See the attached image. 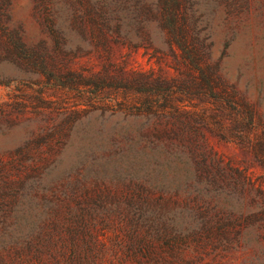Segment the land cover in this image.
Segmentation results:
<instances>
[{
    "label": "rangeland",
    "instance_id": "obj_1",
    "mask_svg": "<svg viewBox=\"0 0 264 264\" xmlns=\"http://www.w3.org/2000/svg\"><path fill=\"white\" fill-rule=\"evenodd\" d=\"M39 1L0 0V23L14 29L21 26L26 44L45 51L48 63L61 73L70 67L85 78L66 75L70 86L53 89L39 75L0 56V77L11 80L8 86L0 84V168L4 170L0 173V261L9 262L12 245L22 243L29 234L50 229L54 214L65 216L69 208L74 212L76 202L82 200V186L97 184L119 191L129 181L140 179L148 188L181 184L184 169L192 170L193 164L180 141L193 132L184 128L180 134L178 121L194 126L203 109L210 113V105L189 86L172 92L173 103L190 112L187 119L177 120L168 113L161 118L152 113L147 119L134 118L120 107L125 100L128 107L140 102L131 93L124 98L122 88L135 71L149 73L148 95L157 103L162 102L164 84H155L154 77L189 83L183 64L168 54L155 23L144 16L143 4L148 0H94L101 14L92 21L75 18L56 0L49 22L42 18ZM193 1L206 12L211 5L208 0ZM209 24L210 60L219 61L223 77L253 104L264 125V28L240 33L222 48L227 35L215 26V19ZM145 32L150 35V46L129 48ZM4 34L0 29V36ZM7 49L0 43L1 54ZM202 131L208 145L225 159L244 168L256 182L263 179L250 154ZM139 132L147 133L145 139H139ZM261 185L264 191V181ZM173 208L178 225H192L189 214L180 207L169 210ZM257 240L254 234L244 235L241 244L249 250L227 253L222 263L264 264V236ZM177 257L163 248H142L139 260L121 254L113 263L180 264ZM191 257L184 253L185 259Z\"/></svg>",
    "mask_w": 264,
    "mask_h": 264
},
{
    "label": "trees",
    "instance_id": "obj_2",
    "mask_svg": "<svg viewBox=\"0 0 264 264\" xmlns=\"http://www.w3.org/2000/svg\"><path fill=\"white\" fill-rule=\"evenodd\" d=\"M55 1H39L43 6L42 18L48 22ZM57 1L80 20L87 17L92 21L101 14L94 0ZM208 1L211 5L207 12L199 9L193 0H155L153 4L148 0L143 4L144 16L155 23L168 54L183 64L189 83L152 77L158 86L164 84L162 102L157 103L148 95L152 81L149 73L135 71L131 73V81H126L122 88L124 98L131 93L139 96L140 102L131 107L128 100L120 103L134 118L147 119L148 113L161 118L168 113L177 120L179 117L187 119L190 112L173 103L172 92L174 88L194 87L199 98L210 105V113L206 114L203 109L194 126L178 121L180 126L177 127L180 134L184 128L193 132V136L180 141L193 169H184L181 184L174 186L148 188L141 179L129 181L119 191L97 184L82 186V200L76 202L74 212L69 208L65 216L54 214L50 229H44V234L31 233L22 243L12 245L11 260H1L0 264H114V259H119L121 254L139 260L142 248L158 247L174 251L180 264H223L222 258L227 253L249 250L245 243L241 244L244 235L254 234L256 240L264 236L261 185L264 181V125L259 122L253 104L223 77L219 61L210 60L211 40L206 30L215 19V26L227 35L224 48L227 41L240 33L264 28V0ZM0 29L6 35L0 36V43L8 48L0 56L25 72L39 75L49 87H69V81L64 79L66 75L85 78L83 73L70 67L61 73L48 63L45 51L26 44L21 26L14 29L0 23ZM98 31L107 38L103 28ZM150 40L145 32L129 48L149 47ZM1 78L0 84L8 86L11 80ZM203 129L225 144L250 154L260 166L263 179L256 182L244 168L208 145ZM138 135L142 140L147 133ZM3 171L1 167L0 173ZM154 192L157 195L152 198ZM172 206L189 214L192 225H178L173 218L174 208L169 210ZM185 252L192 257L185 259ZM107 255L110 260L106 259Z\"/></svg>",
    "mask_w": 264,
    "mask_h": 264
}]
</instances>
